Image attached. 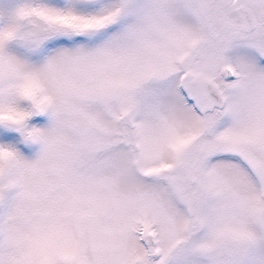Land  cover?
Masks as SVG:
<instances>
[{
    "label": "snow or ice",
    "instance_id": "6c2138e0",
    "mask_svg": "<svg viewBox=\"0 0 264 264\" xmlns=\"http://www.w3.org/2000/svg\"><path fill=\"white\" fill-rule=\"evenodd\" d=\"M0 264H264V0H0Z\"/></svg>",
    "mask_w": 264,
    "mask_h": 264
}]
</instances>
